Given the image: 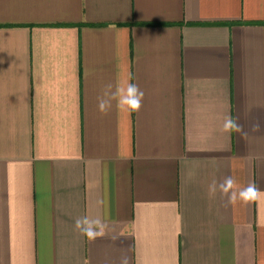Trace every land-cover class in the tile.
<instances>
[{
	"label": "crops",
	"instance_id": "0c3cea01",
	"mask_svg": "<svg viewBox=\"0 0 264 264\" xmlns=\"http://www.w3.org/2000/svg\"><path fill=\"white\" fill-rule=\"evenodd\" d=\"M129 75L140 111L102 114ZM230 175L264 190V0H0V264H264Z\"/></svg>",
	"mask_w": 264,
	"mask_h": 264
},
{
	"label": "clouds",
	"instance_id": "9594fccd",
	"mask_svg": "<svg viewBox=\"0 0 264 264\" xmlns=\"http://www.w3.org/2000/svg\"><path fill=\"white\" fill-rule=\"evenodd\" d=\"M143 98L144 92L138 85L131 82V75H129L127 79L118 81L115 87L111 83L104 86L102 94L97 98L98 110L102 114H107L113 107V101H115L116 108L121 112L128 114L138 113L142 108ZM253 130H259V124L254 125ZM222 131L228 134L236 132L246 135L243 126L231 116L225 117ZM217 193L226 198L227 205H235L237 203L248 205L264 202V190H261L256 183L253 182L246 186H241L237 179L231 175L225 176L220 181L213 180L208 186L210 197L216 196ZM107 228V221L99 217L90 218L89 216H83L75 220V229L89 241L103 237ZM123 264H127L126 259Z\"/></svg>",
	"mask_w": 264,
	"mask_h": 264
}]
</instances>
